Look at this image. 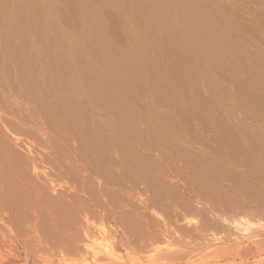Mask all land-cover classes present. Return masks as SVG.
I'll return each instance as SVG.
<instances>
[{"label": "rangeland", "instance_id": "obj_1", "mask_svg": "<svg viewBox=\"0 0 264 264\" xmlns=\"http://www.w3.org/2000/svg\"><path fill=\"white\" fill-rule=\"evenodd\" d=\"M126 1L128 5L133 7L140 0ZM144 2H149L152 9H156V5L152 4L153 0H144ZM6 4L0 0V9L8 13L13 6H10L11 3ZM200 4L207 10H205L206 12L210 11L219 15L220 20L217 21V26L231 27L232 35L235 38L237 37V39L239 38L238 40L243 43V49L240 51L234 49L235 52L233 51L232 55V59L235 61L233 64L236 63L235 66L240 64L243 68L240 69V65L234 67L235 69L227 67L231 75H238L233 77L235 80L233 82L230 77L229 79L226 77L228 79L226 80L224 76L220 74L219 76L217 71L211 70L208 64L201 59L198 64V67H200L199 74L192 75V77L194 76L192 78L193 84L190 86L189 92H187L189 94L183 95V97L173 89L175 90L173 95L178 98L174 107L170 106V108L167 105L162 107L161 105L157 107L158 110L156 108L155 112L149 111V106L152 105L153 90L140 83L142 85L139 84L140 97L137 99V103L129 104L131 110L129 109L130 106H127L131 114L125 116V120L129 116V120L126 121L132 130L129 133L134 136L133 141L126 139L124 141V139L118 137L119 133L99 128L98 125H102L106 119L105 116L93 115L87 109L86 102L78 100V104L75 103V106L81 113L80 118H78L80 122L83 121L81 122L82 124L79 122L81 130L85 127L83 129L84 132L92 133L98 129L101 133L100 137L107 141L100 148L103 150L105 148L107 151L100 149L90 151L84 147L81 150L82 148L79 149L81 147L80 143H76L80 141L78 139H74L77 141H71V139L68 141L62 136L63 131L61 132V129L59 132V128L57 132L60 135L55 132L50 133V138H54V136H51L52 134L58 138V140L56 137L52 141L51 139L50 141L47 140L46 144L50 145V148L45 144V137L41 128L36 124L34 118L30 116L31 113L25 105L20 102L10 106L8 104L4 105L5 109L0 111V117L6 120L5 122L0 119V146L4 149L0 148V151H4H1L2 155L0 152V264H264V152L255 149L256 145L264 143V139H262L264 138V120L258 121L259 117L256 114L257 110L260 111L261 107L264 106V14H262L264 13L262 12L264 5L259 3L258 0H200ZM119 9L117 7H104V11L106 12L107 10L109 12H107L109 18L106 16L108 20H106V23L109 24L110 22L107 25L111 33H114L113 35L111 34L113 36H111L113 44L117 49L124 50L130 45L131 31L142 27L140 23H135V21L127 23L124 15H122L123 10ZM27 10L28 13L32 11L31 8ZM170 14L172 18H175L173 16L174 11ZM71 18L70 23L65 26V29L69 32H79L82 29L81 27L86 25L84 23L82 25L78 14L73 13ZM137 23L140 26H137ZM179 24L185 26L182 22H179ZM165 36L167 34H163V37ZM4 38L3 31L0 29V67H8L9 65V67H13L14 62H11L6 53ZM158 46L153 50L154 52L151 51L150 54L153 55H148L147 58L154 60L152 62L154 67L159 65L158 77L162 80L167 79L165 76V70L167 69L168 71L167 67H189L183 61L177 64V60L174 59L177 58L175 53L168 55L163 47ZM244 50L247 58L245 57L244 61H242L239 57L241 54L237 55V53ZM32 52L30 51L26 54L34 55ZM163 57L166 58L163 59ZM33 66L47 67L48 65L45 59H38L34 64H29L28 61V67ZM164 66L166 67L165 69L162 68ZM71 67L76 66L73 63ZM201 68L203 73L210 76L208 79L211 82L213 81L212 86L208 85L205 77L202 78L204 75H202ZM232 70L241 71L235 73L231 72ZM195 88L197 89L195 90ZM195 95H197L198 99ZM120 97L119 100L121 101L122 97ZM189 98L191 99L189 100ZM244 98L249 100L248 103L245 102L247 105L242 102ZM255 99H258L257 103ZM116 103L118 104L117 107H121L122 104L120 102ZM204 103L207 104L203 106ZM251 107L252 109H250ZM167 114L172 116L171 120L174 123L176 120L180 122L179 126L177 125L178 121L175 123L176 128H178V134L175 131L177 135L170 128H164V124L159 123L162 122L160 117ZM86 118L89 119V125L91 124V126L87 125L88 120ZM7 122L8 124H6ZM10 123L13 126H10ZM218 123L220 124L218 125ZM151 128L153 132H158L155 133V136L151 135L154 134L153 132L151 133ZM157 134L164 137H159ZM53 141L58 149V152L55 151L56 153L52 151V147H55L53 146ZM30 144L31 147L29 146ZM77 144L79 147H77ZM252 147L254 148L253 150ZM30 148L32 152L34 151L33 154ZM78 150L80 151V156H77L79 155L77 153ZM92 151L97 153L91 154ZM87 152H90L89 155L91 154L92 158L89 155L87 156ZM6 154H8L7 157L5 156ZM10 154L15 162L22 165L21 169L18 168L21 176L14 172L11 167L9 159L12 160V157ZM124 154L127 159L132 155L130 156L132 160L134 158L133 155L138 154L136 156L140 162L137 164H140L139 170L135 172L130 170L131 165H126L129 160L125 162ZM128 154L130 155L128 156ZM46 155L49 160L52 159L50 162L53 165L38 161L37 165L39 166L35 168L31 164L32 156L44 157ZM79 157L86 159H82V162ZM96 157L98 159H95ZM76 158H79V162H77ZM91 159L94 160L92 161ZM96 160H100V162H95ZM78 163L82 164L79 166ZM93 165H95V168L101 166V171L99 172L100 168L94 171ZM81 166H86L88 170H83L85 168H81ZM126 166L127 168L129 167L128 170L132 172L131 174L126 170ZM22 168H27L28 174L25 175ZM56 169L66 173H64L65 178H63V181L67 179L66 183L62 184L65 187H60V182H56L59 185L53 186L55 182L52 184L48 180L49 174L52 177ZM143 169L145 170L143 171ZM206 173H210L213 178H209L210 175L207 178L208 174ZM250 175H253L256 180ZM63 181L61 179V183H64ZM72 186L74 187L72 188ZM81 186L84 188L82 189ZM44 187H46V190L49 189L46 193L51 197L63 194L64 200L71 205L74 212H77L76 219L80 218L79 216L83 217L80 218L82 224L86 223L83 215L89 213V216H91L90 226H88L94 232L92 233L96 236L95 238L89 240L83 238L82 243L77 244L78 246L75 247L70 238H66L68 234L63 236L65 233H56L54 236L56 238L53 240H57L59 248L62 244L63 249L65 244L68 243L66 248L71 245L70 247H73V251H76L75 254L72 253L73 251L71 254H65L63 251V254H60V252L55 254L49 249V243L53 240L44 235V233L46 230L48 232H46L47 235L51 234L52 230L49 225L51 214L50 210H48L49 208L42 204V200L40 201V198L42 199V195L45 193V191H42ZM75 187L78 189L77 196L75 195L76 197L73 196L71 199L70 196H72ZM79 187H81V190ZM41 191L43 194H40L42 193ZM217 205L218 207L216 208ZM73 219L74 217L70 219L72 221L70 233L79 228L75 226ZM137 220L138 222H136ZM121 223H127V225L133 227L128 226L131 232L130 234L128 233L127 238L131 239L126 240L130 241L133 246L138 244L140 248L142 247L141 243H149L148 248L146 250L138 249L140 253L135 251V248L131 249L132 246L129 247V250L123 244L126 242L124 239L126 234L124 231L122 232L124 227ZM169 224L172 227L177 226L185 229V231L187 230L186 235H181L182 239L180 237L175 239L165 238L162 233ZM104 230H107L105 233H109L111 230H117L116 232L118 233H116V237L114 236L115 238L107 240L103 239L104 232L102 234V231ZM185 231L182 230V233H185ZM189 231L192 232L190 233L191 235L193 234L192 236L188 234ZM152 232L157 234L158 238H154V242H151V245L148 239L151 237L150 233ZM123 245L124 247H122ZM62 249L60 248V250ZM178 254L184 257L182 256L177 261H175L176 257L175 260L171 258Z\"/></svg>", "mask_w": 264, "mask_h": 264}, {"label": "bare ground", "instance_id": "obj_2", "mask_svg": "<svg viewBox=\"0 0 264 264\" xmlns=\"http://www.w3.org/2000/svg\"><path fill=\"white\" fill-rule=\"evenodd\" d=\"M2 1H4L5 4L11 3L10 6H13L12 10L11 11L9 10L8 13L4 12L5 10L3 11L0 9V29L3 31V35L5 36L4 46L6 49V53L8 54V57L11 59V62L12 63L14 62L13 64L16 67H14V66L9 67L10 65L8 67H0V111L5 109L4 105L6 106V104H8V106H10L11 104L15 105L16 103L18 104L20 102L23 105H25L27 107V110L31 113L30 116H32L34 118V121L36 122V124L41 128L43 135L45 137V144H46L47 140L50 141V139H51V141H52V139L57 138L56 135H53V134L51 136H54V138H50L51 132H53V133L55 132V133H57V135H60V133L57 132V129L59 128V132L61 129V132L63 131L62 136L65 137V139H68V141L70 139H71V141H77L74 139H78L80 141V142H76V143H80L79 145L81 147H79V145L77 144L78 145L77 147H79V149L82 148L81 150H83L84 148H86V150L88 149L90 151L91 150H97V149L103 150L101 148L107 143V141L103 140L102 137H100L101 133L98 131V129H96V130L94 129L95 132L86 133L83 130L85 127L82 125L84 128L81 130V128L79 126L80 120L78 119V118H80L81 113L77 110V106H75L76 105L75 103L78 104V100L86 102V105L88 107L87 109L90 110V112L93 115H96V116L104 115L105 116L106 119L104 120V122L102 123L101 126L98 125L99 128H101V129L104 128L105 131L107 129L110 131L117 132V134L119 133L118 137L120 139L121 138L124 139V141H125V139L129 140V141H133L134 136L130 135V133H129V131H132V130L130 128L129 123H127V121H126V120H129V116H128V119L126 118V120H125V116L131 114L130 111L128 110L127 106L129 104H132V103L133 104L137 103L136 101H138L137 99L140 97V92H141L140 86H139L140 83L153 90L152 105L149 106L150 107L149 111L155 112L156 108L160 107L161 105H162V107L165 105H167V107L168 106L169 107L171 106L172 108L174 107V105L177 102L176 99L178 100V98L173 95V91L175 92V90H176V92H178L181 96L189 94L187 92H189V90L191 89L190 86L193 84L192 78L194 76L192 77V75L196 74V73L199 74L200 67H198V64H199V60H201V59L204 60L208 64V66L211 70L217 71L218 75L220 74L221 76H224L225 78L227 77L228 79H229V77L233 79L234 76H238V75H234V76L231 75V73L229 72L227 67H233L234 68V67L240 65V64H237L235 66L236 63L233 64L235 61L232 59V55L235 52L234 49H237L238 51L243 49V47H242L243 43H241L238 40L239 38L237 39V37L235 38V36L232 35L233 31H231V29H230L231 27H219V26H217L216 23L218 20H220L219 15L212 13L210 11L206 12L207 10L204 9L203 6L200 4V0H153L152 4L156 5V9H152L151 4L149 2L148 3L144 2V0H140L138 2V4H137V2H135L137 5L133 6V7H131L132 5H128V2L126 0H2ZM258 2L261 3L262 5H264V0L263 1L258 0ZM104 7H106V8H108V7L120 8L123 10L122 15H124L125 21L127 23L129 21H130V23L132 21L133 22L135 21V23L138 22L141 24L142 28H140V29L137 28V30L135 29L134 31H131V42H129L130 45L127 48L125 47L126 49H124V50L117 49L115 47V45L113 44V41H112L113 36L112 35L114 33L113 34L111 33V30L108 26L110 24V22H109V24L106 23V20H107L106 16H108L107 15L108 11L106 10V12H105ZM28 8L32 9L31 13L30 12L28 13V10H27ZM133 11H135V13H133ZM172 11H174L173 16H175V18H172L171 14H170ZM259 11L261 12V10H259ZM262 12H264L263 9H262ZM73 13L78 14V16L81 19L82 25L86 24V25L81 27L82 29H80V31L78 30L79 32H77L75 30H74L75 32H69L65 29V26L70 23V21L72 19L71 16L73 15ZM262 14H264V13H262ZM236 16H238V15H236ZM113 17H115V16H113ZM107 18H109V16ZM179 22H182L183 24H185V26L180 25ZM138 23H137V26H140V25H138ZM120 24H121V22H120ZM126 30H127V28H126ZM163 34H167V36L163 37ZM158 45L163 47L165 52H167L168 55H170V53H175L177 55L176 56L177 58H174V57L173 58L177 60L176 61L177 64H179V62L183 61L184 63L188 64L189 67H184V68L177 67V66L176 67H167L168 71H167V69L165 70V73H166L165 76L167 77V79L162 80L160 77H158V74H159L158 73V69H159L158 66L159 65L157 67H154V65H152V62L154 60L152 61L151 59L149 60L147 58L148 55L149 56L153 55L150 53H151V51L155 50V48ZM158 48H160V47L158 46ZM30 51H33L32 53H34V55L33 54L32 55L26 54ZM243 52L237 53V55L241 54V55H239V57L242 61H244V58L247 55L246 51H245V53H243ZM252 54H254V53H252ZM163 55H165V54L163 53ZM156 56H157V53H156ZM164 58H166V57H163V59ZM38 59H41V60L45 59L47 61L48 66L47 67H45V66L44 67H34L35 66L34 65L33 67H28V61H29V64L30 63L34 64L36 61H38ZM73 63L75 64L76 67H71V65ZM172 64H173V62H172ZM174 64H175V61H174ZM242 65H244V64H242ZM240 67H241V65H240ZM240 67H238V68H240ZM162 68L165 69L166 67L164 66ZM233 68H231V69H233ZM242 68L243 67H241L240 69H242ZM201 71H202V75H204V76H202V78L205 77V80H207L208 85L212 86L213 81L211 82L208 79V78H210V76H208L206 73H203L202 68H201ZM238 71H241V70H238ZM231 72L237 73L236 70L235 71L232 70ZM165 73H162V74H165ZM199 76H201V75H199ZM163 77H164V75H163ZM227 78H226V80H228ZM234 81L235 80L233 79V82ZM256 82H258V81H256ZM194 84H196V83H194ZM173 89H175V90H173ZM196 89L197 88H195V90ZM247 91H248V89H247ZM60 93L62 95L61 97H60ZM119 95L122 97L121 101L119 100V97H120ZM218 95H219V93H218ZM195 96L197 97V95H195ZM251 96H249V97H251ZM214 98H216V97L214 96ZM190 99L191 98H189V100ZM197 99H198V97H197ZM200 99H202V98H200ZM250 99H252V98H250ZM253 99H254V97H253ZM255 100L257 103L258 99H255ZM116 102H120L122 104L121 107H117L118 104ZM200 102H202V101H200ZM242 102L248 103L249 100L247 98H244L242 100ZM243 103H241V104H243ZM246 103H245V105H247ZM206 104L204 103L203 106ZM253 105H254V103H253ZM259 105H261V104H259ZM129 109L131 110V106ZM250 109H252V107ZM261 109H260V111L257 110L258 112L256 113L257 116L259 117V119H257L258 121L264 120L263 119L264 118V106H262ZM157 110H158V108H157ZM204 110L206 111V109H204ZM167 115L166 116L160 115V116H162V117L159 116L160 118H162V122H159V123L164 124L163 125L164 128H166V127L170 128V130L175 135H177L178 134V132H177L178 128H176L177 126L175 123L178 121L177 125L179 126L180 122H179V120L174 119V120H176L174 123V121L171 120L172 116L168 115L170 117L169 118ZM0 119L2 121L4 120L6 122V120L4 118L0 117ZM87 120H88L87 125L91 126V124L89 125V123H90L89 119H87ZM212 120H213V118H212ZM81 122H83V121H81ZM216 122H218V121H216ZM6 124H8V122ZM219 124L220 123H218V125ZM10 126H13V124L11 125V123H10ZM10 128H9V130H10ZM16 128H18V127H16ZM86 128H87V126H86ZM174 128H175V130H174ZM12 129H13V127H12ZM16 130H14V131H16ZM101 131H103V130H101ZM175 131L177 132V134L175 133ZM152 132H153V129H152L151 133ZM90 133L92 136L90 135ZM151 133L149 132V134H151ZM153 133L154 134H151V135L155 136V133H158V132H153ZM0 134H1V131H0ZM158 135H159V137H162V136H160V134H157V136ZM110 136H112V135H110ZM0 139H1V137H0ZM262 139H264V138H262ZM57 140H58V138H57ZM65 141H67V140H65ZM53 144L51 143V145L55 146L54 141H53ZM57 144H59V143H57ZM65 144H66V142H65ZM46 145H48V144H46ZM29 146L31 147V144ZM48 146L51 148L50 145H48ZM70 146H72V145H70ZM77 147H76V149H78ZM208 147H209V145H208ZM253 147H252V150L254 149ZM256 147H255L256 150H259L260 152H264V143H262V144L260 143L259 145H256ZM0 148H1V146H0ZM52 149H53L52 151L58 152V149L56 146L52 147ZM2 150H4V149H2ZM104 150H105V148H104ZM115 150H117V149H115ZM249 150H251V149H249ZM30 151L32 154L34 153V151L32 152L31 148H30ZM105 151H107V150H105ZM2 152H4V151H2ZM2 152H1V155H2ZM77 153L79 154L80 151L78 150ZM77 153H75V154H77ZM89 153L87 154V156L89 155ZM92 153H97V152L92 151L91 154ZM131 153H133V151H131ZM7 155L8 154H6L5 156L7 157ZM129 155L130 154H128V156ZM136 155H138V154H135V156L133 155V157H134L133 160L130 159L131 158L130 156H132V155L129 156V159L125 158V157H127L126 155L123 157V158H125V162H126V160H129V163H126V165L128 166L130 164L131 165L130 170H132L134 172L136 170H139V168H140V164L137 165L140 162H139L138 157ZM46 156H44V157H41V156L33 157L32 156V159L30 162L35 168L37 166H39V165H37L38 161L41 163H46V164L50 163L51 164L52 162H50V161L52 159L49 160L48 156H47V158H45ZM77 156H80V154ZM11 157H12V155H11ZM98 157H96L95 159H98ZM79 158H80V161H82V159L83 160L86 159V158L81 159V157H79ZM13 159H14L13 157H12V160L9 159V163H10L13 171L20 174V176H21V172L19 171V169H21L22 165H20V163H18V162H15ZM78 159H77V162H79ZM99 159H100V157H99ZM131 160H132V162H131ZM75 161H73V162H75ZM98 161L100 162V160H98ZM98 161L96 160L95 162H98ZM6 162H7V160H6ZM95 162H92V163L96 164ZM123 162H124V159H123ZM2 163H3V161H2ZM84 163L86 164V162H84ZM81 164L82 163H80L79 166ZM3 165H2V167H3ZM51 165H53V164H51ZM54 166H55V164H54ZM87 166L89 168L88 163H87ZM93 166H94V169H93L94 171H96L97 168L101 167V166L100 167L97 166V168H95V165H93ZM124 166H125V164H124ZM127 166H126V168H127ZM82 167L85 168L83 170L87 169L86 166H81V168ZM23 168H22V170H24L23 173H25V175L28 174V172H27L28 169L27 168L23 169ZM128 168L126 170H128ZM78 170H79V168H78ZM93 170H92V172H93ZM130 170H128V171L130 172ZM144 170L145 169H143V171ZM55 171L56 172H53L55 174L52 175L53 178L50 176V174H49V176L47 175L48 176L47 178H49L48 180H50V182L52 184L55 182L53 186L61 184L60 187L61 186L65 187V185H62V184H65L66 183L65 181L67 180V179H64V181H63V178H65L64 177L65 172L63 173V171H61L60 169H56ZM100 171H101V168L99 169V172ZM216 171H217V169H216ZM131 173L132 172H130V174ZM138 174H139V172H138ZM204 174H205V172H204ZM206 174H208L207 178L209 175H210L209 178H211V179L213 178L210 173H206ZM7 176H8V174H7ZM72 176H74V175H72ZM250 176H252V178H253V175H250ZM20 179H22V178L20 177ZM61 179L64 183H61ZM253 179H255V178H253ZM104 180H105V178H104ZM145 180H146V178H145ZM116 181H118V180L116 179ZM56 182L57 183L60 182V183L57 184ZM67 183H68V181H67ZM68 185H69V183H68ZM68 185H67V187H68ZM73 187L74 186H72V188ZM76 187L73 190L72 196H70L71 199L78 192V189H76ZM81 187H79L80 190H81ZM155 187H157V186H155ZM83 188L84 187H82V189ZM47 190L49 191V189H47ZM47 190H46V187L42 188V191H45V193H44V195H42V199L40 198V201L42 200L43 201L42 204H44V206L48 207L49 208L48 210H50L51 220L49 221L50 222L49 225L51 226L52 231H51V234L47 235L46 234L47 231L45 230L44 235H46L48 238L53 240L56 238V237H54L56 235V233H62V234L65 233L63 236L68 234L66 236V238H70V240L73 242V244H75V247L78 246L77 244L82 243V241L85 238L89 240L91 238L96 237L93 234L94 232L90 230L91 228H89V226H90L89 221L91 218V216H89L90 215L89 213H86L85 215H83L85 217L84 219H85L86 223L82 224V222L80 221V218L82 216H79L80 215L79 214L77 216H79L80 218L76 219L77 218L76 217L77 212H74L71 205L68 204L64 200L63 194L57 195V196L54 195L55 197H51L48 193H46ZM40 194H43V192ZM156 194H158V193H156ZM154 204H156V203H154ZM217 207H218V205L216 206V208ZM79 213H81V212H79ZM106 215L109 216L108 214H106ZM72 217H74L73 221H75V226L76 227L78 226L79 228L78 229L76 228L73 233H72V231L70 233L71 224H72V221H70V219H72ZM136 222H138V220ZM46 224H47V221H46ZM38 225H40V224H38ZM121 225H123V227H124L122 232L124 231V233L126 234V237L124 239L125 240L131 239V238H127L128 233L130 234V232H131L128 228V226H130V225H127V223L126 224L121 223ZM130 227H132V226H130ZM182 230L185 231V229H181L177 226L172 227L169 224L162 234L164 235L165 238H168V239H175V238H179V237L181 238V235H183V234L186 235V233H187V230L185 231V233H182ZM49 231H50V229H49ZM105 231H107V230L102 231V234L104 232L103 239H107V240H110L111 238H115L116 237L115 235H117L116 233H118V232H116L117 230L116 231L111 230L109 233H105ZM190 233H192L191 231H189L188 234L190 236H192L193 234L191 235ZM150 234H151V237H150ZM150 234H149L150 238L148 239V242L151 243V242H154V238L156 239L157 234H155V233L153 234V232ZM49 235H50V237H49ZM98 235H100V234H98ZM190 236H188V237H190ZM161 237L163 238V236H161ZM193 238L195 239V237H193ZM64 239H65V237H64ZM56 241L53 240L51 243H49L50 244L49 249L51 251H53L55 254H57L56 252H60V254H61L62 251L65 254L66 253L71 254V252L73 251V247H70L71 245H69V247L66 248L67 247L66 245L68 244L67 243L64 246L65 248L63 247V249H62V244H61L60 248L62 250H60L59 246L57 245L58 242H56ZM145 241H147V240H145ZM121 243H123V242H121ZM132 243H134V242H132ZM123 244L129 250H130L129 247L132 246L131 249L135 248V251H138V249L146 250L148 248L149 243H144V244L141 243V246H142L141 248L136 243L135 244L137 246H135V245L133 246L130 243V241H128V240H126V242H124ZM128 244H131V245H128ZM114 245H115V242H114ZM124 245L122 247H124ZM151 245H152V243H151ZM75 252L73 251L72 253L75 254ZM110 253H112V252H110ZM58 256H60V255L58 254ZM63 256H65V255H63ZM182 256L183 255L178 254V255H175L171 258H174V260H175V257H176L175 261H177V259H180ZM169 258H170V256H169ZM178 262H179V260H178ZM170 263H172V262H170Z\"/></svg>", "mask_w": 264, "mask_h": 264}]
</instances>
